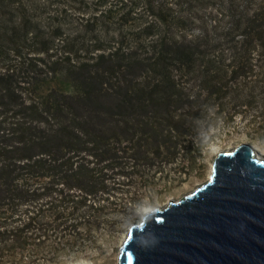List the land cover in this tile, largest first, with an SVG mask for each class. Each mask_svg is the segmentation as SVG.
Masks as SVG:
<instances>
[{
    "label": "trees",
    "instance_id": "trees-1",
    "mask_svg": "<svg viewBox=\"0 0 264 264\" xmlns=\"http://www.w3.org/2000/svg\"><path fill=\"white\" fill-rule=\"evenodd\" d=\"M198 1L220 2L228 15L225 35L232 44L228 66L207 57L212 42L208 37L185 43L186 39L169 32L149 43L157 48L152 59L136 54L138 42L125 49L122 41L107 53L98 50L91 59L75 61L68 53L54 57L49 50L53 38L40 41L41 34H29L27 17L0 0V48L11 45L6 40L10 33L20 57L0 73V251L23 250L28 240L39 245L45 239L40 229L49 233L43 226L59 230L65 206L87 205V209L109 200L116 194L111 182L136 176L137 165H149L152 158L169 151V135L162 128L167 125L175 132L171 109L183 96L174 72L212 93L224 80L251 70L252 52H264V4ZM238 34L242 43L235 41ZM29 36V46L39 48L34 57L18 51ZM30 72L37 76L31 77ZM48 76L57 77L67 92L58 88L35 97L29 92L31 82L25 99L15 93L18 80L32 78L35 84H45ZM143 141L145 149L138 148ZM126 143L132 144L128 150L122 148ZM126 159L130 173L124 170ZM84 177L90 182L81 183ZM77 189H84L83 194L74 195ZM33 206L37 209L30 211Z\"/></svg>",
    "mask_w": 264,
    "mask_h": 264
},
{
    "label": "rangeland",
    "instance_id": "rangeland-1",
    "mask_svg": "<svg viewBox=\"0 0 264 264\" xmlns=\"http://www.w3.org/2000/svg\"><path fill=\"white\" fill-rule=\"evenodd\" d=\"M2 2L11 11H18L27 17L29 34H41L38 36L40 41L53 38L54 43L49 50L54 57L60 58L68 53L73 55L75 61L91 59V55L98 53V50L107 53L114 43L122 41L125 49L136 47L138 42L140 46L136 54L143 59H152L157 48H152L149 43L169 32L177 39H186L185 43L208 37L212 42L206 49L207 57L224 66L232 61V44L226 41L228 36L225 35L229 18L217 1ZM246 2L264 4V0ZM21 6L28 7L23 10ZM150 26L154 28L150 29ZM10 37V33L6 34V40L11 45L0 48L3 51L0 52V73L5 71L9 62L20 58L15 44L12 45L13 37ZM27 38L19 45L22 46L19 53L24 57L37 56L39 48L30 47L31 37ZM235 41L242 43L244 40L238 34ZM251 56V70L224 80L221 88L212 93L201 91L192 79L174 72L176 87L183 96L171 109L175 132L172 133L167 125L162 128L164 135H169V151L161 154L160 158H152L149 165L147 162L137 165L135 171H140V175H128L119 182H111L109 187L116 194L109 200H100L99 204L87 209V205L65 206L61 211L58 231L53 232L55 226L50 229L43 226L49 233L39 228L45 238L39 245L28 240L23 250H1L0 264H117L119 249L130 227L138 224L149 210L177 201L208 181L218 153L245 143L256 150L257 155L264 157V52L253 51ZM31 73V77L37 76ZM41 73L44 75V72ZM58 80L52 76H48L45 84L41 81L35 84L32 78L18 80L14 85L15 93L23 100L29 92L35 97L49 90L58 92V88L67 92ZM31 82L28 92L27 85ZM2 85L0 83V88ZM194 93L197 96H192ZM144 144V141L137 144L138 148L143 146L145 149ZM131 145L126 143L122 148H130ZM83 154L87 157L86 153L81 156ZM128 161L126 159L124 162ZM126 165L128 168H123L130 173L132 167ZM87 182L90 181L85 177L81 180V183ZM83 191L77 189L74 195H82ZM36 209L37 206H33L30 211ZM5 225L13 226L16 223L5 221Z\"/></svg>",
    "mask_w": 264,
    "mask_h": 264
},
{
    "label": "water",
    "instance_id": "water-1",
    "mask_svg": "<svg viewBox=\"0 0 264 264\" xmlns=\"http://www.w3.org/2000/svg\"><path fill=\"white\" fill-rule=\"evenodd\" d=\"M117 264H264V157L218 153L208 181L130 227Z\"/></svg>",
    "mask_w": 264,
    "mask_h": 264
}]
</instances>
